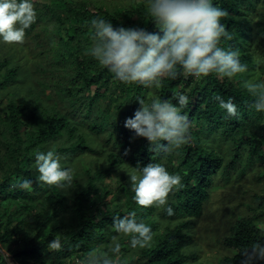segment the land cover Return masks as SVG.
Returning <instances> with one entry per match:
<instances>
[{
	"label": "trees",
	"instance_id": "obj_1",
	"mask_svg": "<svg viewBox=\"0 0 264 264\" xmlns=\"http://www.w3.org/2000/svg\"><path fill=\"white\" fill-rule=\"evenodd\" d=\"M257 1L264 2L212 0L228 12L221 23L232 38H222L220 46L239 51L241 63L248 66L246 73L233 79L179 75L164 79L160 89L122 83L85 54L93 44L90 22L97 17L111 21L114 28H144L162 35L146 7L110 11L89 0L35 2L37 19L26 29V35L38 30L32 38L31 61L18 63L0 42V98H8L0 118V246L11 253V264H76L90 250H107L114 235L123 245L119 264H206L200 260L203 249L195 226L205 216L213 187L219 182L230 185L234 172L242 179L241 160L248 167L264 165V113L251 108L254 97L243 87L247 79L264 81L250 47L248 15ZM43 19L57 22L58 42L46 26L39 27ZM64 22L67 27L61 26ZM261 22L264 25V12ZM261 68L264 72V64ZM177 92L189 97L181 111L191 121L192 141L171 154L154 153L146 138L124 126L125 120L141 107L138 97L146 103L158 97L177 104ZM217 95L232 98L238 116L229 117L220 109ZM49 150L61 157L62 168L73 169L70 189L37 181L35 154ZM152 162L182 177L183 187L169 195L163 208L137 205L129 183L134 167ZM256 177L264 178L261 170ZM24 179L33 181L30 190L12 187ZM10 198L24 203L8 213L3 201ZM252 198L256 206L246 204L252 214L237 219L231 235L223 238L222 246L230 252L219 257L220 264H240L245 248L264 244V193ZM168 206L174 209L173 216L166 214ZM131 211L154 234L145 249H132L130 237L113 230L112 218ZM57 237L62 250H49L47 244ZM25 238L30 239L21 248ZM0 264L8 262L0 258Z\"/></svg>",
	"mask_w": 264,
	"mask_h": 264
},
{
	"label": "clouds",
	"instance_id": "obj_2",
	"mask_svg": "<svg viewBox=\"0 0 264 264\" xmlns=\"http://www.w3.org/2000/svg\"><path fill=\"white\" fill-rule=\"evenodd\" d=\"M147 14L162 35L144 28H114L111 21L93 18L90 22L94 30L93 44L85 54L122 83L156 89L163 87L164 79H176L179 75L200 79L216 74L220 79H233L248 71L247 64L240 61L238 50L226 51L220 46L222 38H232L221 23L228 12L215 6L212 0H148ZM36 19L32 0H0V39L6 44H23L26 29ZM243 87L254 97L251 108L264 113V81L247 79L243 81ZM174 96L179 107L158 97L150 103L138 97L136 100L141 107L133 117L125 120L124 126L133 130L136 136L146 138L154 153L171 154L192 141L191 121L181 111L189 104V97L180 92ZM215 100L229 117L238 116L237 105L232 98L225 100L217 95ZM35 167L38 182L61 190L72 187L74 171L62 168L61 157L54 151H38ZM129 183L136 204L142 208H163L169 195L183 187L179 174H170L162 164L153 162L144 167H134ZM32 184V180L24 179L12 187L30 190ZM166 214L173 216L174 209L166 207ZM112 227L116 233L130 237L132 249H145L154 239L152 229L137 221L136 211L114 216ZM111 239L112 244L107 250H90L76 264H119L123 245L118 236ZM47 247L51 251H60L63 244L57 237ZM110 253L115 255V259ZM240 254L243 256L240 264L264 261V244L254 243ZM10 257L8 249L0 246L3 262L11 264Z\"/></svg>",
	"mask_w": 264,
	"mask_h": 264
},
{
	"label": "rangeland",
	"instance_id": "obj_3",
	"mask_svg": "<svg viewBox=\"0 0 264 264\" xmlns=\"http://www.w3.org/2000/svg\"><path fill=\"white\" fill-rule=\"evenodd\" d=\"M39 1L49 2L50 0H32L34 5ZM89 1H94L98 6H105L110 11H113L116 8L123 9L126 7L138 8L139 6H144L147 8L148 3V0ZM263 4V1H257L254 11H250L248 16L252 28L250 47L251 52L253 53L257 62L256 71L259 75L264 76L263 69L261 68V66L264 64V25L261 22L264 12V8L262 7ZM89 7L92 8V6ZM69 16H71L70 12ZM138 21V19L135 20V22ZM42 26H46L48 35L55 42H58L59 35L56 31V27L58 26L57 22L43 19L39 27ZM61 26L67 27L68 23L64 22ZM37 31L38 30L36 29L32 35H26L25 42L23 44H6L2 41V39H0V42L4 44L6 53L13 54L11 56L12 59L20 64L27 63L29 62L28 60L31 61L33 58V52L31 48H35V45L33 44L34 42L32 38H34V33ZM46 93L48 94L47 91ZM7 101L8 98H0V118L4 117L5 115V111L7 110ZM0 149H3L1 144ZM85 167H87L86 164ZM238 168L243 171L244 177L242 179H237V172H234L232 174V182H229L230 185H225L224 183L219 182L218 185L213 187L211 203L206 209L205 216L199 219L197 225L195 226V229L200 230L197 240L199 243H201L203 249V252L200 254V260L205 261L206 264H220L219 257L230 252L229 249L222 246L224 236L231 235L232 226L237 219H240L242 216L252 214V211L248 209L246 204L248 203L252 206H256V201L252 198L253 195L255 193L260 195L264 193V178L260 181L256 177V172L259 170H261V172L264 174V165L248 167V164L245 162V160H241L238 163ZM113 178L114 179L112 182L115 183L114 181L116 180V177L114 176ZM41 200L44 201L43 198H41ZM21 203H24V201L21 199L10 198L6 201H3V206L6 208L7 212L10 213L12 212L13 208H15V206L21 205ZM262 227L264 228V225H262ZM29 239L30 238H25V240L20 242L18 246L24 248L26 242ZM124 246L128 251V245L125 244ZM120 258H122V256H120ZM67 263L68 262L65 264Z\"/></svg>",
	"mask_w": 264,
	"mask_h": 264
}]
</instances>
